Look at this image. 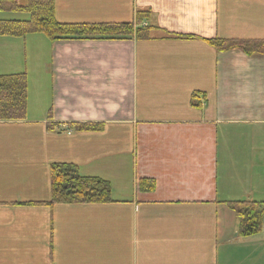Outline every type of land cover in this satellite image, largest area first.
Listing matches in <instances>:
<instances>
[{"label":"crops","instance_id":"0c3cea01","mask_svg":"<svg viewBox=\"0 0 264 264\" xmlns=\"http://www.w3.org/2000/svg\"><path fill=\"white\" fill-rule=\"evenodd\" d=\"M55 4L61 23L147 12L151 39L0 36V76L28 81L26 119L0 121V264H264V229L241 237L227 205L264 202V55L205 42L264 41V0ZM55 164L114 203L49 205Z\"/></svg>","mask_w":264,"mask_h":264},{"label":"trees","instance_id":"16d2710c","mask_svg":"<svg viewBox=\"0 0 264 264\" xmlns=\"http://www.w3.org/2000/svg\"><path fill=\"white\" fill-rule=\"evenodd\" d=\"M0 12L25 14L27 19H0V36L25 38L42 34L51 42L86 40L151 39V27L141 26L148 19L147 12L138 15L134 23H61L56 17L55 0H0ZM205 42L217 52L240 50L248 56L264 55V41L210 39ZM27 75L0 76V121H20L27 116ZM206 103L203 93L194 92L192 104ZM76 131L98 129L93 124H73ZM155 182L143 179L138 190L155 191ZM109 182L95 177H83L77 166L55 164L51 167V199L49 205H108L113 204ZM38 205L39 203H32ZM239 220V235L243 238L260 234L264 229V202L235 201L227 203Z\"/></svg>","mask_w":264,"mask_h":264},{"label":"rangeland","instance_id":"374dc122","mask_svg":"<svg viewBox=\"0 0 264 264\" xmlns=\"http://www.w3.org/2000/svg\"><path fill=\"white\" fill-rule=\"evenodd\" d=\"M28 16L25 14L11 13V12H0V19H27ZM68 139L67 142H69ZM67 206V205H66ZM64 215L61 213V220H63Z\"/></svg>","mask_w":264,"mask_h":264}]
</instances>
